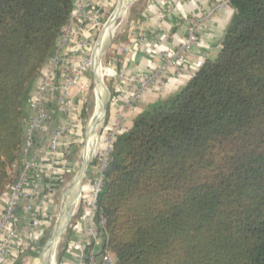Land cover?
<instances>
[{
	"label": "trees",
	"instance_id": "obj_1",
	"mask_svg": "<svg viewBox=\"0 0 264 264\" xmlns=\"http://www.w3.org/2000/svg\"><path fill=\"white\" fill-rule=\"evenodd\" d=\"M229 6L217 58L115 137L98 208L101 253L117 264H264V0ZM74 8L75 0H0V196L25 142V92Z\"/></svg>",
	"mask_w": 264,
	"mask_h": 264
},
{
	"label": "built area",
	"instance_id": "obj_2",
	"mask_svg": "<svg viewBox=\"0 0 264 264\" xmlns=\"http://www.w3.org/2000/svg\"><path fill=\"white\" fill-rule=\"evenodd\" d=\"M227 5H229V0H224L220 4H214L206 15L195 18L189 26L185 41L174 54L164 53L162 55L163 62L159 67L142 73L132 80L137 84V89L134 92L130 105L149 86L159 82L166 70H183L182 65L185 57L200 40V25L217 15ZM98 13L100 14V10ZM98 13L91 16L87 13L84 2L76 3L71 14V20L59 39L55 55L45 64L35 88L30 92L26 109L31 116L25 123V142L19 160L10 168V172L15 174L16 178L6 188V204L0 211V264H7L13 240L16 238L20 201L25 202L23 215L32 225V238L37 237L41 222L45 220L47 208L52 206L55 196L61 190V176L75 174V170L71 168L69 159L66 158V156L69 158L72 153L71 149H69L70 143L68 144L67 142L75 137L77 129L82 132L84 129V104L90 86L88 72L92 71L93 78H96L95 59L96 55H98L97 49L102 36H99L90 54L77 58L73 55V49H77L79 53L87 48L88 42L76 38L71 31V27L72 21L76 19L85 23H94L96 18H98ZM106 24L105 22L100 30ZM117 44L120 45V54L125 56L130 53V45H123L120 42ZM203 64L204 61H198L196 63L197 70L185 69V72L190 77H193ZM104 69L107 70L106 68ZM109 70L111 72H104L102 78L106 76L105 79L109 77L131 81L126 78L123 71L112 68ZM55 108H58L63 113L65 122L53 129L46 144L36 148V137L47 129V125L51 122L50 113ZM120 123L121 121H117L111 130L103 129L100 138L96 129L95 136L93 137L95 149L92 158L83 175L77 177L80 170L79 166L75 176L73 175L74 178L70 185L71 189L73 184L82 178L77 189L75 210L78 209L76 215L79 209L88 207L92 218L91 222L84 229V246L79 264H117L116 258L111 252L105 251L101 253L104 248L102 231L106 225V220L98 208V201L105 184L107 163L113 151V142L120 130ZM88 127L86 138L90 133V121L88 122ZM86 141L85 146H87L88 139ZM92 168L96 169L94 175L90 174ZM75 210L74 212H76ZM34 250H36V247Z\"/></svg>",
	"mask_w": 264,
	"mask_h": 264
},
{
	"label": "crops",
	"instance_id": "obj_3",
	"mask_svg": "<svg viewBox=\"0 0 264 264\" xmlns=\"http://www.w3.org/2000/svg\"><path fill=\"white\" fill-rule=\"evenodd\" d=\"M121 0H75L76 3H85L86 11L89 15H97L98 18L94 23L83 22L81 20L72 21V32L74 36L81 41H87L88 46L78 53L77 49H73V55L77 58L87 56L91 53L92 47L100 36L101 26L112 17ZM123 1V0H122ZM121 1V3H122ZM136 5L128 21V28L125 31L123 45H130L131 51L128 55L116 56L119 61L113 58L108 66L112 69L123 71L128 80L114 78L113 88L116 95L110 98L107 104L109 107L108 115L106 110L105 130H111L117 121H121L118 134L128 131L135 119L144 111L150 109L157 103L165 102L178 93L190 80V76L185 69H195L198 61L215 60L220 53L222 40L225 36L226 29L230 24L235 10L229 5L225 6L222 11L211 19L206 20L199 27L200 40L193 47L192 51L185 57L182 71H174L168 69L162 76V79L149 86L146 91L138 97L132 104L131 100L137 89V84L132 80L136 79L140 74L151 71L159 67L164 53L170 55L178 49L185 41L191 22L198 17H202L208 13L214 4L223 3L224 0H135ZM142 9V10H141ZM109 25V22L107 26ZM114 37V36H113ZM111 37V40L113 39ZM117 49V48H116ZM38 82V79L37 81ZM33 84L32 90L36 86ZM29 117L31 114L28 110ZM51 122L47 125L44 133L36 137V148L46 144L49 140L54 128L61 126L64 121V115L58 108L50 113ZM98 116V115H97ZM96 121V120H95ZM93 121V123H95ZM96 124V123H95ZM94 125L90 127L88 134V143L84 151L91 158L95 149L93 137L95 136ZM93 133V134H92ZM82 131L77 129L76 138L81 137ZM104 135V134H103ZM92 168L90 174L96 172ZM66 175L61 176L62 185L64 184ZM78 189V188H77ZM69 196L66 197V199ZM70 199V198H69ZM6 193L0 196V211L6 204ZM71 201V200H69ZM71 210L76 207L73 202L70 203ZM25 202L20 201L18 208L19 223L17 225L16 238L13 240L10 256L7 264H21L22 257L25 254L23 247L32 236V225L25 219L23 215ZM82 209V210H81ZM79 209L81 216L75 221L74 229L70 238L63 240L61 259L58 264H79L82 251L85 226L91 222L90 209L82 207ZM70 210V212H72ZM78 211V212H79ZM71 214V213H70ZM36 237H34V240ZM32 252L31 249H26ZM27 253V252H26ZM60 256V254H59ZM59 259V258H58Z\"/></svg>",
	"mask_w": 264,
	"mask_h": 264
},
{
	"label": "rangeland",
	"instance_id": "obj_4",
	"mask_svg": "<svg viewBox=\"0 0 264 264\" xmlns=\"http://www.w3.org/2000/svg\"><path fill=\"white\" fill-rule=\"evenodd\" d=\"M122 2H124V0ZM136 3H137V1L134 2L132 5H130L128 14L124 19L122 17H119L116 20V22L114 24V28H112L111 25L107 26L109 20H111V19H109L106 26L102 30H100L99 35L102 37H101L100 42H99V49H100V53H102V51H104V50H105V52H104L103 56L101 57V69L99 67L97 76L101 80V84L103 82L102 92L100 94L99 91L98 92L96 91V86H95L94 78L92 76V71H89L88 73L90 76V78H89L90 86H89L87 103H86V108H85L86 109V111H85L86 115H85V125H84V129H83L84 135L82 134L84 137L83 136H81L79 138L73 137L72 139H70L67 142L68 144L70 143L69 149H71L72 153L70 154L69 158H68V156H66V158L69 159V161L71 163V168H74L75 174L78 171L79 166H80V170H79V172H80L83 169L84 163H88L92 158V156L90 159L87 158V162H84V156L82 158V151H83V148L85 150V148H86L85 144L87 142L86 139H88V137L86 138L88 128H89L88 122L91 120L94 112L96 111V108L98 106L97 99L99 100V95H100V98L102 100L100 103V106H102L103 98H104L105 94H106L108 99L110 98L109 85H108L107 81L105 80L106 76H104L103 78H102V76H103L104 72H108V73L111 72L109 70L111 67L108 66L110 60H112L114 58L117 62V60L119 59V58L117 59V57H116V56H120L119 55L120 45L117 43L118 42H120V43L124 42V35L123 34L125 33V31L128 28V21L130 20L131 14L134 10ZM111 37H113L112 40H111ZM98 55H96V58L98 57ZM102 63L104 64V68H106L107 70H105L103 68ZM92 84H93V86L91 87ZM95 123H96V127H98L97 131H98L99 138H100V135L102 136L104 126L106 125V114L104 116H102V113H99L98 117L96 118ZM92 124H94V123L91 122V127H92ZM73 173H74V171H73ZM75 174H70L68 176L66 175L63 187H61L60 192L55 196L54 202L52 203V206L48 207L46 210L47 212L45 215V220L43 222H41V226L38 229L36 239L34 240V237L32 238V236H31L30 239L27 241V244L23 247V251L27 255L22 257L23 261L21 264H50L52 261V258H51L52 255H54V256L56 255V264H58V260H59L58 258H59V254L62 250L63 240L66 237V233H67L68 228L70 227L71 224L74 223L75 216H76L77 209H78L77 208L75 210L76 212H74L72 214L71 218L68 221V224H66L67 225V226H65V227H67L66 231L63 234V236L61 237L60 243L58 244L60 232L62 229H64V227H63L64 214L63 213L65 212L67 207L72 206V205H70L71 202H73V204H75L74 206L76 207V198L74 201H69V200H71V197L69 196L70 185L72 184V181H73ZM67 196H69V197L66 199ZM70 213L71 212H69V216H70ZM42 236H44V237L42 238ZM41 238H42V240L40 241ZM50 241H51V244H50L51 250L49 252H47V259H46V255H45L46 253L44 254V256H43V253H44L46 245ZM35 247H36V250H34L32 252L30 250H29V252H28V250H26V249L33 250ZM42 256H43V258H42Z\"/></svg>",
	"mask_w": 264,
	"mask_h": 264
},
{
	"label": "bare ground",
	"instance_id": "obj_5",
	"mask_svg": "<svg viewBox=\"0 0 264 264\" xmlns=\"http://www.w3.org/2000/svg\"><path fill=\"white\" fill-rule=\"evenodd\" d=\"M135 0H124V2L120 3L117 11L115 12V14L113 15V17L111 18V20L109 21V25H111L112 28H114V24L116 22V20L119 18V17H122L123 19L127 16L128 14V11H129V7L130 5H132L134 3ZM121 20V19H120ZM106 26V25H105ZM116 26V25H115ZM105 50L102 51V53H99L98 57L96 58L95 60V71H96V79L101 83V80L98 78L97 76V73H98V69L100 67L101 69V57L103 56ZM102 91H100V94H101ZM102 96V95H101ZM101 98H100V95H99V100H98V108H101L100 106V103H101ZM99 115V114H98ZM94 131H96L97 127H96V124L94 123ZM93 134V133H92ZM88 150V149H87ZM83 156L84 158L86 157H89V155L87 154L86 151L83 152ZM90 162V161H89ZM88 163H84V166H83V169L82 171L78 172L77 174V177H79L80 175L82 176L83 173L85 172L87 166H88ZM79 188V183L77 184ZM71 210V206L67 207L65 212L63 213L64 214V219H63V227L64 229L66 228L65 226H67L66 224H68V221L71 217H69V212ZM59 217V216H58ZM52 258V261L50 264H56V255H52L51 256Z\"/></svg>",
	"mask_w": 264,
	"mask_h": 264
},
{
	"label": "water",
	"instance_id": "obj_6",
	"mask_svg": "<svg viewBox=\"0 0 264 264\" xmlns=\"http://www.w3.org/2000/svg\"><path fill=\"white\" fill-rule=\"evenodd\" d=\"M97 51H98V54H99V53H100L99 46H98ZM94 81H95L96 91H97V92H98V91H99V92L102 91V87H103L102 84H103V82H102V84H101L96 78H94ZM32 88H33V85H30V86L28 87V89L26 90V92H25V95H24V98H23V106H24V108L27 107V103H28V101H29V95H30V92H31ZM108 102H109V99L107 98V96H106V94H105V96H104V98H103L102 106H101V108H98V106H97L96 111L94 112V114H93V116H92V118H91V120H90V125H91V122H93V121L96 120V118L98 117L97 115H98L99 113H102V116L105 115L106 110H107V104H108ZM80 181H82V178H80V180H79L78 182H75V183L73 184V186L71 187L70 191H69V196L71 197V201H74L75 198H76V196H77V187H78L77 184H78ZM66 228H67V227H66ZM66 228L61 230L60 235H59V239H58V244L60 243L61 237H62L63 234L65 233ZM50 244H51V241L46 245L45 250H44V253H43V256H44V254L46 253V251L49 252V251L51 250ZM43 256H42V258H43Z\"/></svg>",
	"mask_w": 264,
	"mask_h": 264
}]
</instances>
